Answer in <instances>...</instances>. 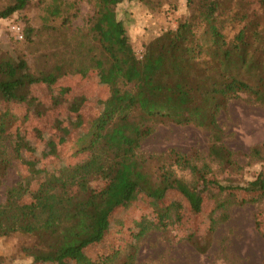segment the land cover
Segmentation results:
<instances>
[{"label":"trees","instance_id":"1","mask_svg":"<svg viewBox=\"0 0 264 264\" xmlns=\"http://www.w3.org/2000/svg\"><path fill=\"white\" fill-rule=\"evenodd\" d=\"M93 1L94 13L85 27L65 34L68 13L77 8L53 0L46 12L50 20L58 19L60 23L47 29L56 33L50 36L58 39L57 51L48 65L31 70L22 55L10 57L0 50V100L7 103L24 102L35 84L50 87L60 78L75 77L85 69L106 73L109 79L108 96L83 132L81 122L69 131L56 130L52 135L33 129L32 145H27L9 133L25 117L21 119L8 110L0 115V183L14 160L29 161L28 171L38 172L33 163L45 162H40L37 147L45 138L50 139L48 147L69 142L70 156H86L84 162L72 165L61 154L51 155L49 165L56 164L60 169L44 177L35 191L30 194L22 181L6 190L5 202L0 204V238L14 234L29 237V245L22 248L31 258L29 264L82 263L86 259H80L83 252L105 238L112 213L127 206L137 194L155 203L173 192L185 199L193 213H199L208 188L218 189L226 198L217 210L227 208L237 192L264 193L263 170L245 185H222L207 178V171L190 165L185 156L172 152L173 163L188 169L195 179L185 183L158 166L162 156L156 159L140 153L142 143L157 124L191 125L209 132V158L225 169L235 166L232 154L221 144L215 115L241 93L264 105V28L258 32L246 24L228 40L220 21L223 0H184L195 16L181 20L174 30L150 38L138 57L115 12L122 0ZM140 1L145 4L147 0ZM30 3L31 0H0V20H10L9 29L21 25L11 18ZM160 6L155 3L150 9ZM21 28V40L9 33L16 42L31 44L32 28ZM46 55L41 53L42 57ZM252 153L264 163L259 149ZM40 165L38 170H45ZM94 181H99V188L89 187ZM27 194L32 204L25 211L21 200ZM176 209L173 205L162 209L155 223L142 219L136 241L151 228L173 227ZM193 239V235L188 237L202 251L206 242L199 247ZM135 249L132 246L125 255L121 256L120 251L84 263L136 264Z\"/></svg>","mask_w":264,"mask_h":264},{"label":"rangeland","instance_id":"2","mask_svg":"<svg viewBox=\"0 0 264 264\" xmlns=\"http://www.w3.org/2000/svg\"><path fill=\"white\" fill-rule=\"evenodd\" d=\"M61 1L65 5L74 4L77 8L68 13L65 34L84 28L87 19L94 13V1ZM223 1L220 21L228 40L246 24H251L258 32L264 28V0ZM155 3L161 4L158 11L150 9V5ZM51 4L53 0H31L25 10L11 18H16L23 30L26 26L32 28L31 44L16 42L8 28L10 20H0L1 53L10 57L22 55L31 70L48 65L47 61L57 51L55 42L58 39L50 36L56 33H50L47 29L52 25L57 27L60 23L58 19L53 22L48 18L46 10ZM115 12L123 22L129 43L138 57L150 38L157 33L174 30L181 20L195 16L194 12H189L185 7L184 0H147L145 4L140 0H122ZM41 53L48 55L42 57ZM108 84L106 73L85 69L75 77L60 78L50 87L33 85L22 103L0 100V115L8 110L21 119L25 117L9 133L15 140L21 138L27 145H32L35 136L33 129H38L40 133L48 131L52 135L56 130L69 131L81 122L79 126L83 132L100 112L108 96ZM215 119L220 130L221 144L232 154L235 166L231 169L222 168L209 158V132L191 125L157 124L153 134L142 143L140 153L144 157L156 159L162 156L158 166L168 169L175 178L185 183H192L195 179L188 169L173 163L174 153L185 156L190 165L207 171V178L222 185H245L260 170L264 172L262 158L252 153L253 149H259L264 157V105L254 103L241 93L219 109ZM48 139L37 144L40 162L45 160L41 165L38 163L45 169L41 170L44 174L33 162L30 163L38 171L36 173L28 171L29 161H12L0 183V204L5 202L6 190L19 181L26 184L31 194L44 177L57 172L60 169L58 165H49L51 155L61 154L62 159L72 165L85 161L84 155L72 157L68 154L69 142L55 143L48 147ZM42 146L46 147L43 152L40 150ZM169 156L170 159H167ZM99 186V181L89 185L94 189ZM230 200L226 204L227 208L217 210L219 203L226 201V198L221 196L218 189L208 188L202 196L201 211L193 213L185 199L176 193L170 192L162 201L155 203L137 194L127 206L112 213L103 241L92 250L83 252L80 259H86L82 263L72 264H85L89 260L95 261L98 256L100 258L120 251L122 256L132 246L136 247V264H264V193L237 192ZM21 204L28 211L32 204L31 196L25 195ZM171 205L177 207L176 216H172L176 221L173 227L151 228L136 241L139 222L145 218L149 223H155L157 213ZM212 219H215V224H212ZM191 235L199 247L206 242L202 251L188 240ZM30 240L19 234L0 238V264H29L31 258L22 248L28 246Z\"/></svg>","mask_w":264,"mask_h":264},{"label":"built area","instance_id":"3","mask_svg":"<svg viewBox=\"0 0 264 264\" xmlns=\"http://www.w3.org/2000/svg\"><path fill=\"white\" fill-rule=\"evenodd\" d=\"M10 31L18 40L22 39L23 33L20 25L10 26Z\"/></svg>","mask_w":264,"mask_h":264}]
</instances>
